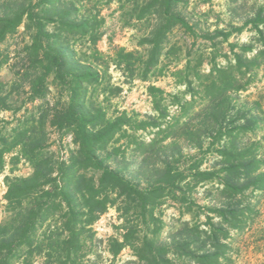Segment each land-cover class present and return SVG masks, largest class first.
<instances>
[{"label": "trees", "instance_id": "obj_1", "mask_svg": "<svg viewBox=\"0 0 264 264\" xmlns=\"http://www.w3.org/2000/svg\"><path fill=\"white\" fill-rule=\"evenodd\" d=\"M158 3L169 21L168 28L178 24L187 27L182 19L170 13L172 0H158ZM24 22L27 29L31 27L35 32L31 44L22 50V68L12 74L11 81L0 80V114L12 116L11 120L0 119V171L10 156L11 165L24 160L32 173L27 177L4 178L7 188L3 198L8 209L17 212V217L9 227H0V264H17L25 247L28 253L38 250L41 242L33 245L31 238H36V231L45 223L50 229V221L59 225L57 237L69 238L65 260L70 259L69 253L80 247L82 233L108 208H114L123 221L122 240H113L109 246L113 256L129 248L137 257L135 264H173L179 260L183 264H231L226 255L229 249L226 241L230 230L245 229L252 213L247 206L239 208L228 203L226 208H216L213 213L218 223L208 218V230L192 227L194 233L183 231L165 246L157 243L158 238H141L139 226L128 217L141 215L144 224L147 217L154 221V205L169 187L173 199L186 202L184 194L176 195L181 191L180 184L191 176L200 183L216 182L217 196L226 199L242 197L249 191L264 192V172H261L264 162L258 158L254 144L239 141L240 135L258 125L257 116L262 113L259 101L250 102L251 96L240 95L250 90L258 70L264 66V30L260 28L264 26V8L252 20L254 36L249 44L241 46L239 52L231 50L232 62L229 60L227 66H221L212 58L207 75L197 77L196 93L191 82H185L191 100L180 111L198 123L191 127L183 123L177 128L179 118L174 117L173 133L179 132V138L201 153L200 158L192 160L186 170L164 163L163 169L156 173L158 179L154 185L147 188L121 176L106 165L108 158L100 155L129 120L108 118L105 111L87 100L84 85L99 83V75L91 66L73 61L56 42L45 44L43 37L48 38V34L43 30L44 22L35 20L32 11L22 4L0 12V43ZM62 24L63 29L68 27L69 31L81 33L87 28L86 23L73 26L63 20ZM157 48L158 43L154 49ZM223 57L228 59L227 55ZM154 65L145 69L143 81ZM65 77L70 81L69 101L59 109L51 106L48 96L52 83ZM20 90L26 99L19 104L13 95ZM147 92L153 98L154 110L160 112V122H140L138 128H153L160 133L162 123H168V113L159 107L164 92L152 85L147 87ZM229 115H236L234 127L223 126ZM47 128L56 129L60 137L72 138L76 148L68 159H55ZM169 151L170 157L181 156L183 148L175 142ZM139 242L141 246L137 245Z\"/></svg>", "mask_w": 264, "mask_h": 264}, {"label": "rangeland", "instance_id": "obj_2", "mask_svg": "<svg viewBox=\"0 0 264 264\" xmlns=\"http://www.w3.org/2000/svg\"><path fill=\"white\" fill-rule=\"evenodd\" d=\"M172 2L170 13L182 19L187 27L178 24L168 28L169 21L162 14L158 0H46L45 3L42 0H0V12L15 9L18 4L32 11L35 20L41 19L45 24L43 30L48 34V38L42 36L45 44L56 42L73 61L91 66L99 75V83L84 85L87 100L105 111L108 118L129 120L100 155L108 158L107 166L141 188L154 185L158 179L156 173L163 169L164 163L186 170L192 160L200 158L201 153L179 138V132L173 133L174 117L179 118L177 128L183 123L189 127L198 123L180 111L182 105L191 100L185 82L190 81L196 93L197 77L207 75L212 58L221 66L232 62L231 50L239 52L241 46L249 44L254 36L252 20L255 13L264 8V0ZM63 20L73 26L86 23L87 28L84 33L69 31L68 27L63 29ZM24 24L0 43V80L3 82L11 81L12 74L22 68V50L32 42L35 29H27ZM260 28L264 30V26ZM127 54L129 56L124 57ZM150 64L155 65L143 81V72ZM69 85L66 77L52 83L48 96L51 106L59 109L67 106ZM150 85L164 92L159 107L160 111L168 113V123H162L160 133L153 128H138L140 122H160V112L154 110L153 98L147 92ZM247 95L251 96L250 102H260L262 113L257 116L258 125L253 131L240 135L239 141L254 144L258 158L264 162V66L258 70L250 90L240 96ZM13 96L19 104L26 99L22 90ZM3 118L11 120L12 116L1 113L0 119ZM236 120V115H229L223 126L234 127ZM47 129L50 142L54 144L51 150L55 159H68L76 148L72 138L60 137L56 129ZM175 142L183 148L182 155L170 157L169 149ZM31 173L24 160L11 165L10 156L6 157L5 167L0 171V227H9L17 217V212L12 213L3 198L7 188L5 176L27 177ZM180 187L176 196L184 194L186 202L173 199L172 190L166 188L165 196L154 205V221L147 217L144 224L141 215L128 217L139 226L141 238H158L157 243L165 246L183 231L194 233L192 227L208 230V218L218 223L213 213L216 208H226L228 203L239 208L247 206L252 210L247 225L241 232L229 231L226 255L231 264H264V192L249 191L242 197L226 199L217 196L216 182L200 183L192 176ZM122 223L115 209L108 208L82 233L80 247L71 251L70 259L65 260L69 238L57 237L59 225L50 221V229L45 223L36 231V238H31L33 245L41 242L39 249L28 253L25 247L17 264H135L137 257L133 250L125 248L116 256L109 251L111 241L122 240ZM173 264L183 263L179 260Z\"/></svg>", "mask_w": 264, "mask_h": 264}]
</instances>
